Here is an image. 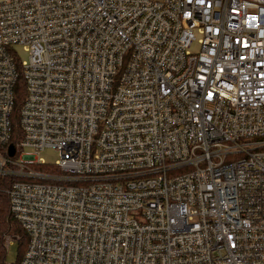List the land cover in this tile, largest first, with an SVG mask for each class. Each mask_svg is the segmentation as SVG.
Listing matches in <instances>:
<instances>
[{
	"label": "built area",
	"instance_id": "built-area-1",
	"mask_svg": "<svg viewBox=\"0 0 264 264\" xmlns=\"http://www.w3.org/2000/svg\"><path fill=\"white\" fill-rule=\"evenodd\" d=\"M0 177L20 264H264V0H0Z\"/></svg>",
	"mask_w": 264,
	"mask_h": 264
},
{
	"label": "trees",
	"instance_id": "trees-1",
	"mask_svg": "<svg viewBox=\"0 0 264 264\" xmlns=\"http://www.w3.org/2000/svg\"><path fill=\"white\" fill-rule=\"evenodd\" d=\"M26 96L25 83L21 77L15 84V107L13 112V122L15 133L12 141L17 143L20 135L19 126V112ZM15 178L13 177H0V264H20L24 253L28 246V237L20 224L11 211L9 196L5 191ZM8 235L18 236L19 252L16 262H10L8 259V246L6 238Z\"/></svg>",
	"mask_w": 264,
	"mask_h": 264
},
{
	"label": "rangeland",
	"instance_id": "rangeland-1",
	"mask_svg": "<svg viewBox=\"0 0 264 264\" xmlns=\"http://www.w3.org/2000/svg\"><path fill=\"white\" fill-rule=\"evenodd\" d=\"M201 34L197 31L196 32V39L193 41L191 47L189 48L192 52H197L200 49V42L199 39ZM15 50L17 51V56L21 61H26L29 58V53L26 50L23 44H16ZM25 152H31L29 148L25 150ZM38 158L45 160L48 164L54 165L57 163L59 159V152L54 147H46L37 154ZM19 252V245L18 241H12L8 246V259L10 262H16L18 258Z\"/></svg>",
	"mask_w": 264,
	"mask_h": 264
},
{
	"label": "water",
	"instance_id": "water-1",
	"mask_svg": "<svg viewBox=\"0 0 264 264\" xmlns=\"http://www.w3.org/2000/svg\"><path fill=\"white\" fill-rule=\"evenodd\" d=\"M10 156H14L16 153V146L14 144L9 145V151H8Z\"/></svg>",
	"mask_w": 264,
	"mask_h": 264
}]
</instances>
